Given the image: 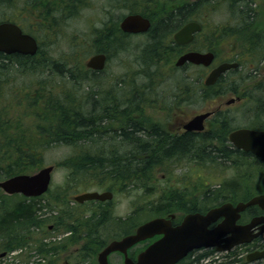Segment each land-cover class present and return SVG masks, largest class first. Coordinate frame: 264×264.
Instances as JSON below:
<instances>
[{"label": "flooded vegetation", "instance_id": "1", "mask_svg": "<svg viewBox=\"0 0 264 264\" xmlns=\"http://www.w3.org/2000/svg\"><path fill=\"white\" fill-rule=\"evenodd\" d=\"M249 1L258 0H0V25L6 23L13 24L19 29H25L23 30L24 33L29 32L26 29H75L78 21H83L85 26H88V29H92L94 26L96 29H122V22L127 17L138 16L146 20L148 25L146 27L137 25V27L131 29L147 30L142 33L129 35L146 37V34L151 29L156 31H159V29H172L171 36L169 37L167 34L164 37V43L169 44L171 41V44L177 47L175 49L180 52L176 57L188 51L205 49L207 39L201 36L200 40H197L198 36L201 35L202 29H218V33L214 31L215 33L213 32L211 37L208 35L207 38L213 39L214 42L217 39L219 41L235 39V41H232L234 46L231 44V48L224 51L226 52L225 55H222L224 52L220 51L219 55L221 58L215 53L214 64L206 68V71L210 72L221 63L237 64L235 69L222 74L213 84V86L224 87L225 84L222 79L227 80L233 77L235 74L231 73L242 68V61L248 62L247 25ZM227 3H233L231 10L226 6ZM235 5L237 7H234ZM222 6L226 9L227 17L236 18L238 16L237 24L239 23V29L228 25L224 26L208 19L210 14L218 13L217 11H220ZM208 8L210 9L206 12ZM190 22L197 23L201 31L194 35L191 44L178 45L173 40L174 34ZM259 34L260 36L257 39L258 45L262 43L260 46H264V30H261ZM241 42L246 44L245 49L238 47ZM197 44H201L203 47L199 49L200 46H195ZM0 54L11 56L14 53L4 54L0 52ZM2 55L0 57H3ZM263 62L264 60L261 63ZM182 76L188 78L187 75ZM259 77L264 78V70L259 72ZM184 93H186L184 90L175 89L174 93L166 96L169 98V103L166 104L167 101H160L159 107L157 103L155 104L157 111L153 112L160 117V121L154 120L149 121V124H141L139 111L140 95L133 94L132 102H137L131 108L135 109H133L132 116H129L125 122H120V120L110 124L105 120L101 123V136L104 135L102 139L108 142L110 155L113 157L126 155L124 157L125 162H123L124 169L114 174L117 180L111 179L109 169L103 168L104 164H101L103 169L98 170L94 169L95 165H90L89 177L86 179L84 190L75 189L69 199L66 197L62 198L58 193L56 197L58 204H56L50 214L55 222L49 224L47 230L42 232V234L44 232L60 233V231H64L63 227H69L67 228V232L59 236L55 241L57 254L54 264H69V259L66 258L78 254L81 250L86 251L87 246H90L89 249L91 248L92 252L96 250L99 253L110 242L121 240L134 234L141 224L153 218H164L170 221L172 227H176L186 214L201 212L204 214L208 210L224 204H230L235 208L239 203L246 204L253 197L264 195V157H257L251 151H244L234 146L228 140V135L234 129L227 133L225 143L223 144V147L229 152L219 153L216 160L213 161L216 164L217 181L215 184L209 185L204 180V176H202L206 166L204 160V133L206 132V125L209 127L210 122L215 116H220L223 122L224 118L228 119L227 107L236 103L234 101L230 102V104H223L221 101L224 99V96H237V94L224 90L218 91L219 94L216 92L217 96L210 103V108L213 107L212 114L204 122V128L201 131H188L185 126L188 124L190 117L188 116V100ZM125 102H129L128 99ZM150 102L154 103L157 101L154 99ZM221 124L218 123L219 126ZM145 126H149L150 129L147 130ZM142 131L151 137L165 141L166 145L164 146H166L167 150V152L165 150L162 153V156L157 161H153L150 164L152 169L149 172V177L152 178V184L149 182L148 188L152 190V194L147 202L156 207L163 201V204H167L168 207L173 208L172 211L164 215H156L143 223L140 222L138 202L133 203L131 211L123 216L118 215L116 212V209L121 204V199H117L118 196L122 197L125 192L140 196L141 192H144L141 186L143 172L140 168L141 165H139V160L142 157L139 156L140 152L138 151L139 143L141 142L139 133ZM258 131L264 132V129H259ZM123 133H127V135L133 138L136 137L137 140L132 139V141L120 142L125 139L123 138L125 137ZM188 134L190 140L200 146L198 152L190 149L187 145L181 149L172 147L175 144V140L187 137ZM132 142L135 145H132ZM218 148L220 149V147ZM131 161H134V164L130 168L128 165ZM253 162L258 165L255 172L252 170ZM226 173H228V181H226ZM220 176H222V182L218 181ZM86 192L108 193L110 198L105 200L93 199L83 202L75 200L76 197ZM207 194L211 195L209 200L212 203L205 204V196ZM1 195L11 196L5 193ZM63 199L67 200L70 206ZM147 202L143 203L144 207L147 206ZM189 207H192V212H185ZM225 214L228 213L225 212ZM230 217H233V214ZM223 219L224 216L217 218L208 228L213 229L219 226ZM105 229L106 231L109 229L114 232L112 237L108 239L102 238L101 233L103 234ZM233 230V232L230 231L222 235L219 238L220 243L218 242L216 247L194 249L186 257L191 255L193 259L203 254H214L216 260L213 264H264V208L258 204L246 206L238 212ZM90 238L95 239L93 240L95 243L92 245L88 244V239ZM160 238L161 235H155L150 239L130 246L126 249V256L135 261V258L142 250ZM233 238L246 241L233 246L227 251L220 252L217 249V247L221 248L224 246L226 240ZM79 241L87 244L76 247ZM61 242H64V245H60ZM68 244L76 246L66 250L65 247ZM61 253L64 256L62 261L60 260ZM112 254L116 255V259L119 261L117 264H123L124 254L119 251L111 252L108 255L109 263L113 264L109 260ZM194 263L196 262L191 264ZM196 264L201 263L199 261Z\"/></svg>", "mask_w": 264, "mask_h": 264}, {"label": "trees", "instance_id": "2", "mask_svg": "<svg viewBox=\"0 0 264 264\" xmlns=\"http://www.w3.org/2000/svg\"><path fill=\"white\" fill-rule=\"evenodd\" d=\"M26 30H28L39 43V49L36 55L21 56L13 54L11 56H5L0 54L3 56L0 57V180L10 178L17 174L30 173L36 167L38 168L41 160L40 155L43 150L51 144H63L73 149L72 154L68 158L58 163L59 166H63L70 170L71 174H69V180H71V178L73 179L69 183L76 182L77 180L78 187L81 185L86 187V179L89 177V167L91 164L95 165L96 170L106 167L109 169V174L112 177L111 179H117L114 174L124 169L123 162L125 161L124 157L126 155L118 157L111 156L109 150L106 149L108 147V142L104 141V139H101L100 146L104 145L105 149L103 148L102 151L98 149L93 151V145L96 143L94 139L96 137L101 138V133H99V131L102 132L101 123L103 121L107 120L110 124L120 120V122H125L129 116H132L133 110L131 107L129 108L128 105L134 104L131 102L133 100L131 99L133 98V94L141 95L139 110L141 124H149L150 116L142 109L150 104L151 100L149 98L146 99V97H149L146 92L151 88L148 89V86L143 84H149L151 82L148 74H157L150 70L155 66L159 67L161 64L167 65L168 67L166 70L169 71V73L182 72V74L187 75L189 79L197 82L196 86L194 84L187 85L185 89L183 85L178 87L179 90H184L186 92L184 95L187 96L189 104L192 99L197 98L198 102H205L207 106V104L209 105L213 102L214 98L217 96L216 92L218 93V91L224 90L234 94L238 92L234 87L235 82L233 79L237 72H232L231 74L235 75L227 80L222 79L225 84L224 87H206L202 84L200 80L201 77L194 78L185 73L188 68L195 69L197 67L187 65L181 69H175L172 63L180 51L175 49L177 47L171 44V41L169 44L164 43V37L167 34L170 37L173 32L172 29H159V31L151 29L145 37L147 42L140 47L141 50H139V53L137 52L138 57L136 60H139V64H137L139 68L123 75L121 78L120 76H116V83H124L121 88L116 87L117 89H121L122 94L115 96L116 94L113 93L116 89L114 85L105 89L104 93L102 91L86 93L87 98H90L92 102L85 101L86 103L81 104L82 95L76 96L73 91L77 92V88L83 89V87H79L82 82L94 81L95 78L101 76L105 70L92 71L83 66L82 60H75L74 58H68L66 56L58 59L46 54L44 50L41 51V38L43 34L47 31L55 32V29ZM46 36L48 35H45L44 39ZM92 36L91 45L83 49L85 52L84 56L86 57L89 55L90 57L93 54L102 53L106 56L107 62L111 57L116 58L119 53H122L124 49L127 48L129 45V38H134L133 35L123 34L119 29L100 28H98L97 31L92 29ZM201 36L207 39L205 49H210L215 52L216 50L210 46L214 43L213 39L207 38L208 34L202 32L197 40H200ZM253 36L254 35L250 36L249 43L251 44L250 46L255 45L256 50L248 52V62L245 61L244 63H249L250 70L256 71L257 69L260 70L261 60H264V46L260 47L262 43L258 45L255 36ZM195 46H200L199 49L203 47L201 44ZM79 51L82 50H78V52ZM250 54L252 56H257V58L252 57ZM198 70L200 74H205V69L198 68ZM13 73L25 76L27 85L15 88L13 84L14 80H12ZM135 74H137L136 77L139 75L143 76L147 83H136V79L134 78ZM65 80L76 82L77 85H75L72 92L70 94L67 93L66 96L63 95L64 92L66 93V87L65 89L63 87L62 89L57 87L59 83L63 84L62 82ZM251 90L248 97L253 99L257 103V106L264 105V78L255 80ZM116 91L117 90H115V92ZM1 98H6V100L2 101ZM127 99L128 101L130 99V101L125 103ZM191 103H195V100ZM143 113L146 115H143ZM218 123L222 124L219 126ZM145 127L147 130L150 129L149 126ZM261 127L262 128L258 129L263 130L264 125ZM230 130L231 128L225 118L223 122L220 116H215L210 122L209 127L204 133V157H206V160H210V162H205V165L213 164V161L216 160L219 153L229 152L223 147V144ZM139 134L141 140L139 143V152L142 157V159L139 160V165H141L140 168L143 172L141 186L144 189V192H141L140 195L143 201H148L152 194V190L148 188L149 182L152 184V178L149 177V172L152 169L150 164L153 161H157L162 156V153L166 150V146H164L166 144L165 141L156 137H151L143 131ZM123 135L125 139L120 142H128L132 141V139L137 140L136 137L133 138L127 135V133H123ZM143 139L144 141H142ZM174 143L172 147L175 149H181L187 145L190 149H194L198 152L200 147L198 144L196 145L194 141L190 140L189 134L187 137L175 140ZM132 145L135 144L133 143ZM218 147H220V149ZM101 164H104L103 168ZM131 164L128 165L130 168L134 163ZM69 183L67 184L66 190L70 189L68 187L70 185ZM59 194L62 198L66 197L68 199L70 195H72L70 191L59 192ZM43 199L46 201V204L40 205L39 201L42 199L38 201L34 199L27 200L18 195L6 196L0 194V248L3 251L8 252L15 248L33 243L34 245L38 244L37 251L39 253L44 254L49 252V249H46V246L40 244V240L35 238V233L32 231L30 232L33 227L40 231L45 228L46 219H38L36 215L37 211L42 210L46 205H53V203L57 204V201H54V199ZM63 201L67 203V200L63 199ZM162 202L156 207H153L147 202L145 209L149 210L150 215L153 214L155 216L164 215L173 210L172 207H168L167 204H163ZM192 210V207H189L185 212H192ZM47 222L52 224L55 221L54 218H51ZM63 228L64 231H67L69 227ZM72 243H74V241H72ZM89 247L90 246L86 247V251L81 250L79 254H86L83 257H86L89 253L91 255L94 254L96 250L92 252ZM207 255L208 254L199 255L192 260L191 255H189L176 264H191L193 262H198ZM52 263L54 264L55 262L53 261ZM48 264L51 263L48 261Z\"/></svg>", "mask_w": 264, "mask_h": 264}, {"label": "rangeland", "instance_id": "3", "mask_svg": "<svg viewBox=\"0 0 264 264\" xmlns=\"http://www.w3.org/2000/svg\"><path fill=\"white\" fill-rule=\"evenodd\" d=\"M226 6L228 7L229 10H231L233 7V3H227ZM234 7H237V5H235ZM209 9L210 8H208L206 10V12ZM217 12L218 13L210 14L208 16V19H210L211 21H216L219 24H222L224 26L228 25L230 27H234L235 29L238 28V24H237L238 18L237 17L236 18L235 17H230V18L227 17L226 16V9L223 8V6L220 9V11H217ZM248 14L250 15V16L248 15V52H249L252 50H254V51L256 50L255 45L250 46L251 45L249 43L250 42V39H249L250 36L255 35V38L257 40L258 37L260 36V34H259L260 31L264 30V0H258V1H252V2L249 1L248 2ZM227 28H229V27H227ZM92 29H95V31H97L95 26ZM92 29H88V26H85L83 21H78L76 26H75V29H55L54 30L55 32H51V31L48 32L47 31L46 33L43 34V37L41 38V51L44 50L46 54H49L52 57L58 58V59L66 56L68 58H74L75 60H78V59L82 60V64H84L83 66H85V63H86L87 59L89 58V55L85 57L84 56L85 52L83 49H86V47H89L88 45H91L92 38H93ZM214 31H216L218 33V29H204V33L210 35V37L213 35ZM47 34H48V36H46L44 39V36ZM77 37H78V39H77ZM253 40H254V38H253ZM232 41H235V39H228V40H222V41H219L217 39L216 42H214L210 46H212L217 52H220V51L224 52V51H227L231 48V44L234 46V43H232ZM146 42H147V39L145 37L136 36L134 38H129V45L127 46V48L124 49V51L122 53H119V55L116 56V58H113V57L110 58V60L106 63L105 68L103 69L105 71L101 76L96 77L94 81L91 80V81L82 82L79 87H83V89L77 88L76 89L77 92L73 91V93L76 96L82 95L81 96L82 104H84L85 101L92 102L90 100V98H87L86 93H91L94 91H102L104 93V90L111 87V85L112 86L115 85L116 87L121 88L124 83H122V82L116 83L115 82L117 79L116 76L117 77L120 76V78H121L123 75H126V74L130 73L131 71H133L134 69L137 70V68H139V66L137 65V64H139V60H136L138 57L137 52L139 53V50H141L140 47L143 46ZM238 47L245 49L246 44L241 42V44ZM78 50H82V51L78 52ZM225 53L226 52H224L222 55H225ZM218 56H220V55H218ZM252 57L257 58V56H252ZM219 58H221V56ZM219 58H217V59L219 60ZM243 64L244 65L242 66V68L237 70V74L233 78L234 82H235L234 87L238 90L237 96L242 98L241 103L239 102L240 103L239 105L235 104V105L228 106V107L226 106L227 110H228V113H227V115H228L227 121L228 122L227 123H228L229 127L231 128V130L236 129V128L258 129V128H262L261 126L264 125V105L257 106V103L253 99H250L248 97L250 95L249 92L252 91L251 88L254 85V81L259 79L257 77V75L259 74V71L261 70V68H264V64L261 63L260 64V66H261L260 70L257 69L256 71L250 70L251 68L249 67V63H243ZM172 65H173V63H172ZM167 67H168L167 65H163V64H161L159 67H156V66L153 67L151 70L153 72H156L157 74H154V75L148 74L150 77V80L152 79L149 84H143V83H147L143 76L139 75L136 77L137 74L134 75V78L136 79L135 80L136 83H141L143 85H147L148 89L151 88L150 90L147 89L148 90L147 93H148L149 97H146V99L147 98H149L150 100L156 99V101H157L154 103L150 102V104L148 106H145L142 109L144 112H146L150 116L149 121H154V120L160 121V117L154 113L155 111H157V107H155L156 103H157V106L159 105L160 101H162V102L167 101L166 104L169 103V98L166 96L167 95L170 96L172 93H174L175 89H178V87H180L182 85H183L184 89L187 85H192V84H194L195 86L197 85L196 81L189 79V78L185 79L182 76V75H184V74H182V72L169 73V71L166 70ZM185 73L194 77V78L204 77V74H200L198 68H195V69H193V68L189 69L188 68L185 71ZM25 78H26L25 76H22L18 73H13L12 80H14L13 81L14 87L17 88L20 86L27 85L26 84L27 80ZM62 83L63 84L59 83V85H57V87L59 89H62V87L65 89V87H66V93L64 92V94H63L64 96H66L67 93L70 94L72 92L74 86L76 85V82H69L66 80L63 81ZM115 90H117V91L115 92ZM115 90L113 93L117 94L116 96H119L120 94H122L121 89L116 88ZM227 97H229V95L223 97L225 99V100L222 99V101H221V102H223V104L228 99ZM83 99H87V100H83ZM1 100L5 101L6 98H1ZM194 100H195V103H191V102H194ZM251 100L255 103H253ZM191 102L189 104V101H188V116L189 117L193 116L194 114L206 111L205 109L208 108V106H209L208 104L206 106L205 102H201V101L198 102L197 98L192 99ZM161 106H163V105H161ZM143 115H146V114L143 113ZM99 133H102V132L99 131ZM103 137H104V135L101 136V138L96 137L94 139V141L96 143L93 145V149H92L93 151L96 149H98L99 151H102L103 148L105 149L104 145H101L103 147H100V141ZM142 141H144V139ZM196 145H197V143H196ZM107 148L109 149L110 147H107ZM72 152H73L72 147H69V146H66L63 144H59V145L51 144L50 146L45 148L43 150L42 154L40 155L41 160H40V164L38 165L39 168L45 167V166H55L53 173H52L50 191L46 195L47 198H51V200L54 199V201H55L59 192L70 191V194H73V191L75 189H78V188L80 190L85 189V186H82V185L80 187H78V181L77 180H76V182L69 183L73 179V178H71V180H69V174H71L70 170L66 169L63 166L58 165V163L64 161L66 158H68L72 154ZM204 159H205V162H210L209 159L206 160V157H204ZM213 165H214V169H213ZM257 166L258 165L253 162V168H252L253 172H255V170L257 169ZM35 169L33 171H35ZM32 172H30V173H32ZM202 176H204V180L209 185L215 184V182L217 181L216 164L213 163V164L206 165L205 170L202 173ZM226 176H227L226 181H228V173H226ZM222 180H223L222 176H220L218 181L222 182ZM68 183L70 184L68 186L70 189L66 190ZM263 183H264V180H263ZM209 197H211L210 194H207V196H205V203H207V202L212 203L209 200ZM117 199H121V204L116 209V212L118 215L123 216V215L127 214L128 212L131 211V208H133V203L138 202L139 203V207H138L139 208V217H140L141 223H143L144 221L151 219L152 217L155 216L153 214L150 215L149 210L145 209L143 203L147 202V201L146 200L143 201L141 199V195L139 196V195H135L133 193L125 192L122 197L118 196ZM44 202H45V200H42L41 202H39V204L43 205ZM67 204L70 206L69 202ZM52 206H54V203H53V205H47L46 210L42 209L40 211H37V214H36L38 219H41V216H43V219H46V224H45V228H44L46 230H47V226L50 224L47 221L52 218V215H50L51 211H52V208H51ZM112 220H113V218H112ZM35 229L36 228H34V227L31 228L30 232L31 231L34 232L35 238L40 239L42 237V232L44 230L40 231L38 229V232H36ZM60 232H63V231H60ZM103 234H104V236H103ZM103 234L101 233L102 238L108 239L109 237H112L114 232H112L109 229H108V231H106V229H105ZM53 235H56V234H51V235L44 237L46 240H48V241H46V240L44 241L45 246H46L45 248L49 249L48 253H44V254L39 253L37 251L38 244L34 245L33 243H29V244H27V249H25L21 252H19V250L17 249V250L10 252L8 255L0 258V264H39V263L43 262L42 260L49 261L51 264H53L52 262L55 261L56 254H57V250L54 249L55 246H52V243H54V241L50 239ZM93 240H95V239H93V238L88 239V244L90 243V245H92L93 243H95V242H93ZM42 242H40V244ZM84 244H87V243H83L82 241H79L77 243V246L68 244L67 247H65V249L69 250L71 248H74L75 246L79 247L80 245L82 246ZM60 245H64V242H61ZM0 247H1V243H0ZM29 248H31V249H29ZM0 251H3V250L0 248ZM97 253L98 252H95L92 255L89 253V254H87L86 257H83L86 254L80 253V254H75V255L71 256L70 258H67V259H69V264H97L96 263ZM62 254L63 253H61V255ZM63 257H64L63 255L60 256L61 261H62ZM204 259H208V258H204ZM109 260L113 264H117L119 262L118 259H116L115 254H112L109 257ZM191 260H192V258H191Z\"/></svg>", "mask_w": 264, "mask_h": 264}, {"label": "water", "instance_id": "4", "mask_svg": "<svg viewBox=\"0 0 264 264\" xmlns=\"http://www.w3.org/2000/svg\"><path fill=\"white\" fill-rule=\"evenodd\" d=\"M137 25L147 26L146 20L138 16L127 17L122 22V31L125 33H140L147 29H131ZM200 31L199 26L190 23L180 29L174 35L177 44H187L191 42L193 34ZM37 51V43L33 37L23 34L21 30L13 24L0 25V52L6 54L18 53L22 55H34ZM213 60L211 52H188L178 58L176 66H181L188 62L195 65L208 66ZM106 56L102 53H96L88 58L85 63L87 69L101 71L105 67ZM235 65L221 64L213 69L204 81V84L212 85L217 78L226 70ZM209 116L204 113L195 116L185 126L188 131L203 129V121ZM230 142L239 149L251 151L258 157H264V132L252 131L248 129H239L230 133L228 136ZM53 166H48L39 170L33 175H16L0 182V188L8 194H22L26 197L39 196L43 194L50 182V173ZM108 193H84L75 198L77 202L88 200L109 199ZM258 204L264 208V195L253 197L246 204L239 203L235 208L230 204H224L220 207L208 210L205 214L195 213L186 215L179 225L172 227L169 220L156 218L150 220L136 229L133 235L127 236L119 241H112L97 255L98 264H109L107 256L113 251H119L124 254L123 264H175L183 259L190 251L194 249L216 247L219 238L227 232H233V225L238 212L246 206ZM227 212L228 214H225ZM233 214V217L230 215ZM235 214H237L235 216ZM224 216L222 223L209 229L211 223L217 218ZM256 222V221H254ZM253 222V223H254ZM252 223V224H253ZM161 234L162 237L150 244L132 261L126 256V249L130 246ZM246 240H226L225 245L218 248L220 251L231 249L233 246ZM220 243V242H219ZM3 256V254L1 255Z\"/></svg>", "mask_w": 264, "mask_h": 264}, {"label": "bare ground", "instance_id": "5", "mask_svg": "<svg viewBox=\"0 0 264 264\" xmlns=\"http://www.w3.org/2000/svg\"><path fill=\"white\" fill-rule=\"evenodd\" d=\"M238 4H239V3H238ZM230 6H231V5H230ZM252 7H253V6H252ZM233 10H234V9H233ZM235 11H236V10H235ZM228 12H229V11H228ZM240 13H241V12H240ZM248 15H249V14H248ZM249 16H250V15H249ZM237 17H238V16H237ZM253 17H254V16H253ZM229 18H230V17H229ZM252 19H253V18H252ZM57 22H58V21H57ZM228 24H229V23H228ZM233 24H234V23H233ZM235 24H236V23H235ZM52 25H53V24H52ZM57 25H58V24H57ZM238 25H239V23H238ZM247 26H248V25H247ZM239 27H241V26H239ZM249 27H250V26H249ZM245 28H246V27H245ZM223 30H224V29H223ZM214 33H215V32H214ZM50 34H51V33H50ZM60 34H61V33H60ZM47 35H48V34H47ZM209 36H210V35H209ZM254 36H255V35H254ZM254 36H253V37H254ZM61 37H62V36H61ZM85 37H86V36H85ZM48 38H49V37H48ZM77 39H78V37H77ZM255 39H256V38H255ZM164 40H165V39H164ZM50 41H51V40H50ZM213 41H214V40H213ZM210 44H211V43H210ZM212 44H213V43H212ZM217 44H218V43H217ZM137 45H138V44H137ZM146 45H147V44H146ZM207 45H208V44H207ZM134 46H135V45H134ZM160 46H161V45H160ZM169 46H170V45H169ZM213 46H214V45H213ZM262 46H263V45H262ZM157 47H158V46H157ZM216 47H217V46H216ZM260 47H261V46H260ZM136 48H137V47H136ZM159 48H160V47H159ZM140 49H141V48H140ZM143 49H144V48H143ZM146 49H147V48H146ZM165 49H166V48H165ZM170 50H171V49H170ZM159 51H160V50H159ZM150 52H151V51H150ZM134 53H135V52H134ZM140 53H141V52H140ZM146 53H147V51H146ZM151 53H152V52H151ZM155 53H156V52H155ZM158 53H159V52H158ZM169 53H170V52H169ZM263 53H264V52H263ZM143 54H144V53H143ZM171 54H172V53H171ZM157 57H158V56H157ZM147 59H148V58H147ZM143 60H144V59H143ZM148 60H149V59H148ZM162 61H163V60H162ZM150 70H151V69H150ZM157 70H158V69H157ZM144 71H145V70H144ZM251 72H252V71H251ZM171 73H172V72H171ZM158 74H159V73H158ZM165 74H166V73H165ZM173 76H174V75H173ZM139 80H140V79H139ZM151 80H152V79H151ZM141 82H142V81H141ZM111 86H112V85H111ZM115 87H116V86H115ZM144 91H145V90H144ZM146 93H147V92H146ZM114 94H115V93H114ZM116 95H117V94H116ZM116 95H115V96H116ZM131 95H132V94H131ZM135 95H137V94H135ZM138 96H139V95H138ZM140 96H141V95H140ZM133 97H134V95H133ZM115 98H116V97H115ZM117 99H118V98H117ZM131 99H133V98H131ZM135 99H136V98H135ZM137 100H138V97H137ZM139 100H140V99H139ZM144 100H145V99H144ZM96 101H97V100H96ZM126 101H127V100H126ZM129 101H130V99H129ZM81 102H82V101H81ZM131 102H132V101H131ZM135 102H137V101H134V103H135ZM85 103H86V102H85ZM94 103H95V102H94ZM125 103H128V102H125ZM125 103H123V104H125ZM142 103H143V102H142ZM81 104H82V103H81ZM87 104H88V103H87ZM89 104H90V103H89ZM121 104H122V103H121ZM132 104H133V102H132ZM137 104H138V103H137ZM137 104H136V105H137ZM143 104H144V103H143ZM119 105H120V104H119ZM129 105H130L131 108H132L133 105H131V104H129ZM129 105H128V107H129ZM83 106H84V105H83ZM83 106H82V107H83ZM115 106H116V105H115ZM117 106H118V105H117ZM113 107H114V104H113ZM128 107H127V108H128ZM95 108H96V107H95ZM109 108H110V106H109ZM114 108H115V107H114ZM118 108H119V107H118ZM84 109H85V108H84ZM111 109H112V108H111ZM133 109H134V108H133ZM133 109H132V110H133ZM81 110H82V109H81ZM93 110H94V109H93ZM109 110H110V109H109ZM132 110H131V111H132ZM134 110H135V109H134ZM137 110H138V109H137ZM88 111H89V110H88ZM129 111H130V110H129ZM92 112H93V111H92ZM92 114H93V113H92ZM137 115H138V114H137ZM36 120H37V119H36ZM106 123H108V122H106ZM157 123H158V122H157ZM127 125H128V124H127ZM105 126H106V124H105ZM120 126H121V125H120ZM93 127H94V126H93ZM105 128H106V127H105ZM105 128H104V129H105ZM143 128H144V127H143ZM114 135H116V134H114ZM108 136H109V135H108ZM109 137H111V136H109ZM158 137H159V136H158ZM78 138H79V137H78ZM83 138H84V137H83ZM107 139H108V138H107ZM112 139H113V138H112ZM104 141H105V140H104ZM100 143H101V142H100ZM88 144H89V143H88ZM104 144H105V143H104ZM123 144H124V143H123ZM126 144H127V143H126ZM126 144H125V145H126ZM77 145H78V144H77ZM128 145H129V144H128ZM114 146H117V145H114ZM131 146H132V145H131ZM131 146H130V147H131ZM100 147H102V146H100ZM122 147H123V146H122ZM205 147H206V146H205ZM133 148H134V147H133ZM106 149H108V148H106ZM109 149H110V148H109ZM109 149H108V150H109ZM120 149H121V148H120ZM75 150H76V149H75ZM76 151H77V150H76ZM81 151H82V150H81ZM138 151H139V150H138ZM83 152H84V151H83ZM95 152H96V151H95ZM133 152H134V151H133ZM85 154H86V153H85ZM175 154H176V152H175ZM76 155H77V154H76ZM86 155H87V154H86ZM100 155H101V154H100ZM169 155H170V154H169ZM77 156H78V155H77ZM97 156H98V155H97ZM139 156H140V155H139ZM152 156H153V155H152ZM83 157H84V156H83ZM150 157H151V156H150ZM163 157H164V156H163ZM81 158H82V157H81ZM94 158H95V156H94ZM98 158H99V157H98ZM131 159H132V158H131ZM122 160H123V159H122ZM118 161H119V160H118ZM95 162H96V161H95ZM121 162H122V161H121ZM124 162H125V161H124ZM132 162H133V161H131V163H132ZM103 163H104V162H103ZM131 163H130V164H131ZM140 163H141V162H140ZM164 163H165V162H164ZM132 164H133V163H132ZM132 164H131V165H132ZM91 165H92V164H91ZM113 165H114V164H113ZM232 165H233V164H232ZM101 166H102V165H101ZM101 166H100V167H101ZM155 167H156V166H155ZM208 168H209V167H208ZM94 169H95V168H94ZM124 171H125V170H124ZM130 174H131V173H130ZM96 175H97V174H96ZM131 175H132V174H131ZM99 176H101V175H99ZM107 177H108V176H107ZM109 177H110V176H109ZM118 177H119V176H118ZM103 178H104V177H103ZM123 178H124V177H123ZM99 179H100V178H99ZM97 180H98V178H97ZM117 180H118V179H117ZM111 183H112V182H111ZM232 191H233V190H232ZM186 193H187V192H186ZM139 194H140V193H139ZM233 195H234V194H233ZM187 197H188V196H187ZM177 202H178V201H177ZM201 213H202V212H201ZM130 225H131V224H130ZM36 234H37V233H36Z\"/></svg>", "mask_w": 264, "mask_h": 264}]
</instances>
